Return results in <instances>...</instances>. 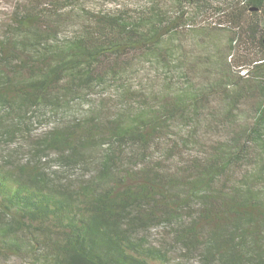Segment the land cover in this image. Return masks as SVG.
<instances>
[{
	"label": "trees",
	"instance_id": "16d2710c",
	"mask_svg": "<svg viewBox=\"0 0 264 264\" xmlns=\"http://www.w3.org/2000/svg\"><path fill=\"white\" fill-rule=\"evenodd\" d=\"M87 1L0 40V257L264 264V0Z\"/></svg>",
	"mask_w": 264,
	"mask_h": 264
},
{
	"label": "rangeland",
	"instance_id": "374dc122",
	"mask_svg": "<svg viewBox=\"0 0 264 264\" xmlns=\"http://www.w3.org/2000/svg\"><path fill=\"white\" fill-rule=\"evenodd\" d=\"M17 0H0V40L2 36L5 34L7 30V26L9 25V21L11 18V10ZM145 0H89L86 3L88 8H119V7H129L135 8L137 5L144 3ZM202 24H206L207 21L211 20V16L202 15L200 18ZM142 75V73H139ZM91 100H96L98 96L96 94H91ZM88 108V104H84V108L80 109V112H83L84 109ZM46 126L42 125L37 127V131L35 134H41L46 131ZM15 145L11 146V149L14 148ZM154 233H156L154 231ZM0 264H24L21 260L13 256H1L0 257Z\"/></svg>",
	"mask_w": 264,
	"mask_h": 264
}]
</instances>
